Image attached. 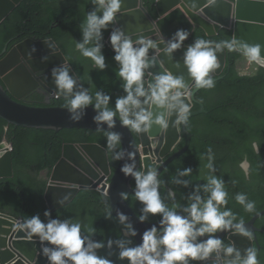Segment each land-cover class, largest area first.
Returning <instances> with one entry per match:
<instances>
[{
	"label": "clouds",
	"instance_id": "1",
	"mask_svg": "<svg viewBox=\"0 0 264 264\" xmlns=\"http://www.w3.org/2000/svg\"><path fill=\"white\" fill-rule=\"evenodd\" d=\"M216 1L207 0V4L213 5ZM223 1L228 3V6H225V10L232 11L235 21L237 10L241 13L243 12L242 1ZM246 1L251 2L255 0ZM122 2L123 0H90L91 5H93L92 10L87 12L86 18L81 25V40L75 43V49L80 55L89 58L93 62L94 68L103 72L108 67L103 51L105 47L103 33L108 29L110 24H115L109 33L106 45L113 53L112 59L118 65L116 76L121 82L120 87L124 94L116 97L114 108L109 107L112 101V96L109 93L103 90H97L94 96L90 93L89 87L85 86L70 58L55 39H27L19 43L12 50L7 48V53L0 57L5 59L19 45L28 40H34L47 44L49 49L46 47L41 57V61L46 62L51 54H58V52H55L54 45L48 42L53 41L55 43V47L59 48L69 61V64L61 63L53 66L51 69V77L56 89L52 92L53 94H49V91L42 84H39L31 94L27 95L19 103L35 108H65L69 113L68 119L72 122L83 120L87 115V109L92 108L95 113L92 116V121L96 125V128L86 129H96L97 132H103L106 137L107 146L95 141L68 143L78 145L100 143L105 146L109 150L112 171L110 174L106 173L93 157H87L93 168L100 172L101 176L96 178L79 166L91 178L88 180L92 186L82 188V184L71 182H67V185L70 187L79 186V193L84 189H95L107 198V183L118 165H115L114 160H124L125 162L121 165L120 170L126 177H132L129 184L134 193L127 194L122 192L121 199L125 200L130 206L127 202V195L134 194L135 200L141 205L139 215L130 206L131 209L137 215L139 222L151 223V226L146 228L142 233H139L131 222L129 215L117 209L115 218L122 226V235L116 239L109 237L105 241L104 239L98 240L94 238L96 234L95 227L82 226L81 222H74L71 217L65 219L52 218L51 212L47 209L44 211V217L47 218L46 221H42L38 213L24 219L0 211V217L2 216L1 214L14 216L17 218V229L25 231L29 239H39L42 244V255L47 258L48 264H115V261L110 258L113 254L114 246L115 250H118L117 259L121 261L127 260V264H192V262L193 264H201L200 262L206 261H213V264H259L256 247L261 248L258 239V233L261 232L253 233L254 238L258 242L257 246L255 247L254 244V247L246 248L243 252L229 241V235L234 233H238L249 239L253 237L251 230L244 224L248 220L244 221L243 218H239L238 220L237 215L232 209L227 207L228 192L225 188L224 179L215 175V157L211 147L208 148L206 153L207 164L205 167L209 171L206 183L193 186L192 191L186 197L188 201L186 205H181L177 201L176 191L173 188H168L166 193L163 196L161 195V188L166 185V182L160 178V168L164 160L182 148L183 145L181 147L180 145L183 144V140L179 131L180 128L182 129V126L191 135L192 140V133L187 130L189 119L206 112L203 104L198 101L197 97L202 91L212 89L217 82L224 80V73L228 67L230 56L233 53L240 54L241 56L235 67L239 77L253 78L258 70L264 69V55L261 54L262 46L237 41L234 39L233 27H221L215 19L206 14L205 10H202L201 14L203 25L195 23L193 25V32L191 33L187 29L178 28L171 37L166 39L157 28V25L143 32L132 30L125 33L123 29L117 27L118 22L116 20V15L121 11ZM259 2L264 3V0H259ZM156 3L157 0L153 5L157 14V17H154L145 6L143 0L144 7L157 23L162 16L156 7ZM193 10H195V4H193ZM213 16L215 17L214 14ZM204 26L210 27L215 34L209 35ZM198 29H201L208 38L219 37L221 35L220 30L232 32L233 37L230 40L221 41L197 38L190 43L194 39ZM148 31L154 32L150 36L138 35ZM133 37H136V39L134 40ZM161 44L164 46L160 47L159 45ZM181 48L185 49L182 57L183 65H180L179 61H176L175 64L173 63L167 67L161 59V53L172 60L173 54ZM32 51H35L34 46ZM223 51L226 52L225 66L220 74L218 71L221 70V63L218 54ZM159 65L163 69L162 72L154 73L151 71L152 68L156 69ZM70 66L78 76L71 71ZM0 80L2 81L1 77ZM194 90L197 93L194 96L193 102L201 110L203 109L204 112L190 116L191 113L198 112V110H195L197 106L191 101L196 92H193ZM35 92H39L46 97L48 106H34L23 102ZM62 98L65 99L64 107L52 105V101ZM116 118L119 120L121 126L127 127L138 139V168L135 154L128 149L120 147L122 142L121 133L112 131L117 123ZM170 124L173 128L177 129L178 140L171 146L166 156L160 157L161 162H158V156L154 154L157 147L156 137L152 138L150 136V151L149 147L144 146L143 142H141L140 134L149 133L153 125L159 126L161 131H166ZM104 125L107 127L105 128ZM170 133L172 134L173 132ZM165 142L166 137H164L160 151L164 147ZM1 143H5L14 153L15 145L12 142L5 140ZM190 145L185 153H187ZM252 147L256 154L260 153V145L258 143L254 141ZM85 154L87 155V153ZM147 158H151L152 163L144 169L143 160ZM57 164L53 166L47 191L52 184ZM240 167L245 172V176H248L251 163L245 160L240 164ZM262 168H264V162ZM262 171L264 176V169ZM192 172L193 168L191 166L178 168L175 175L170 177L169 182L173 185L188 188L191 181L185 179V177H190ZM132 180H134L135 186H133ZM254 189L255 187L253 186L252 191ZM64 199L66 197L59 199L57 202L62 206ZM168 201H171L170 205L167 203ZM235 201L243 207L244 211L252 215L264 211L263 209L259 212H253L255 210V201L249 200L246 193H237ZM48 205L50 207L49 202ZM51 211L54 210L51 209ZM156 216H159V220L157 222L154 221L155 223L151 222L150 217ZM104 218L112 220V210H107ZM263 218L264 216L256 221V228L264 230L262 226L258 225V222ZM228 231L231 232L227 233L223 239L216 235L217 233ZM137 235H140V242L134 244L133 238L137 237ZM105 248L109 250L107 255H99L98 250Z\"/></svg>",
	"mask_w": 264,
	"mask_h": 264
},
{
	"label": "trees",
	"instance_id": "2",
	"mask_svg": "<svg viewBox=\"0 0 264 264\" xmlns=\"http://www.w3.org/2000/svg\"><path fill=\"white\" fill-rule=\"evenodd\" d=\"M156 0H144L145 6L154 17H157L153 7ZM90 0H25L24 3L0 26V55L8 47L12 50L19 43L27 39H55L70 58L77 73L81 77L90 93L94 96L97 90H103L112 96L109 107L114 108L117 96L123 95L120 80L116 76L118 65L112 59L113 53L106 45L109 33L114 25H109L104 31L107 69L103 72L94 68L93 62L85 58L75 49V43L81 40V25L86 14L92 10ZM220 36L208 38L201 29L196 31L195 37L211 41L230 40L232 32L220 30ZM240 54L233 53L229 58L228 67L224 73V80L216 83L212 89L202 91L197 99L206 112L189 119L187 130L192 133L191 145L183 156L169 164L160 174L166 182L161 188L163 196L168 188L176 191V199L181 205L188 203L186 197L196 184L206 183L209 175L206 153L209 147L214 154L215 175L225 181L228 192V208L244 221L252 214L244 211L236 203L237 193H246L249 200L255 201V210L264 209L263 171L264 162V69L256 72L253 78H241L235 67L240 60ZM3 58L0 57V61ZM23 102L46 107V97L35 92ZM65 99L52 101L53 106H63ZM195 107V110H198ZM8 140L15 145L14 159L16 176L0 179V211L27 219L31 215L39 214L42 221H46L44 211L51 212L52 218L65 219L71 217L74 222H81L82 226L95 227V239L122 235V226L115 217L107 220L104 215L110 210V203L95 189L82 190L77 198L58 211H51L46 200V192L53 166L63 156L64 145L68 142H100L107 146L103 132L96 129L65 128H32L10 123L0 116V143ZM260 145V153L256 154L252 144ZM183 144L180 145V147ZM122 148V144L120 145ZM113 155V153L111 152ZM203 157V158H202ZM251 163L250 173L240 167L243 161ZM119 161H115V165ZM191 166L193 172L188 188L171 184L170 177L174 176L178 168ZM135 186L134 180H132ZM255 189L252 191L253 186ZM127 202L139 215L140 203L135 196L127 195ZM169 205L171 201H168ZM251 212V213H253ZM159 220V216L150 217V221ZM264 228V218L258 222ZM83 232V227H82ZM35 237V236H34ZM38 238V237H36ZM261 248L258 251L259 264H264V234L258 233ZM134 243V240H133ZM135 244V243H134ZM108 249L98 250L99 255H107ZM118 250H113L110 257L115 264H127V260L117 259ZM193 264V262H192Z\"/></svg>",
	"mask_w": 264,
	"mask_h": 264
},
{
	"label": "water",
	"instance_id": "3",
	"mask_svg": "<svg viewBox=\"0 0 264 264\" xmlns=\"http://www.w3.org/2000/svg\"><path fill=\"white\" fill-rule=\"evenodd\" d=\"M24 1L25 0H0V25L9 18ZM241 1L243 4V12L241 13L237 10L234 21L232 11L225 10V6H228V3L223 0H217L213 5H208L207 0H157L156 7L162 17L156 23L154 18L144 7L143 0H123L121 11L116 15V20L118 22L117 27L123 29L125 33H128L132 30L135 32H143L157 25V28L162 32L164 38L167 39L171 37L178 28L187 29L189 33H191L193 32V25L195 23L203 25L201 14L202 10H205L206 14L212 19H215L221 27H233L234 39L237 41L246 42L250 45H261V54L264 55V3L259 2V0L251 2L246 0ZM193 4H195V10H193ZM204 28L209 35L215 34L210 27L204 26ZM153 32L154 31H148L138 35L150 36ZM136 37H133V39L135 40ZM48 43L54 45L55 52H58V54H51L46 62H42L41 57L43 56V50L47 47V44L34 40H28L19 45L0 62V77L3 81L2 83L0 80V116L11 123L24 126L55 128L58 130L65 127L96 128V125L92 121V116L95 114L92 108L87 109V115L83 120L80 122H72L68 119L69 113L65 108H35L19 103V101L31 94L39 84H42L43 87L49 91V94H53L52 92H54L56 88L51 77V69L53 66L61 63L69 64L68 59L61 53L60 49L55 47V43L53 41H49ZM33 46L35 47L34 52L32 51ZM159 46L163 47L164 45L161 44ZM7 48L0 56L7 53ZM184 51V48L177 50L173 54L172 60L161 53V59L167 67L173 63L175 64L176 61H179L180 65H183L182 57ZM225 53L226 52L223 51L218 54L221 63V70L218 71L220 74L225 66ZM70 68L71 71L78 76L71 66ZM151 71L159 73L162 72L163 69L159 65L156 69L152 68ZM195 91L196 90L193 92ZM196 93L197 91L194 93L193 100L191 98V101L199 108V106L193 102ZM202 112H204V110L199 108L198 112H193L190 116ZM173 119H175V117H173ZM104 127L106 128L107 126L104 125ZM112 131L121 133L122 149H128L135 154L138 168L137 150L139 148V142L137 137L127 127L121 126L118 119ZM179 131L182 135L183 146L180 150L162 162L160 174L170 162L184 154L190 145L191 135L185 131L183 126ZM170 132L173 133L171 134ZM150 136H152V138L156 137L157 147L154 154L158 156V162H161L160 157L166 156L171 146L178 140L177 129L173 128L171 124L166 131H161L159 126L153 125L149 133L140 134L141 142H143L144 146H148L151 151ZM164 137H166V142L160 151ZM85 153H87V155ZM87 157H93L96 163L105 170L106 173H111L110 154L105 146L100 143H84L82 145L75 143L66 144L64 156L55 168L53 181L46 195L52 210H58L64 205L72 202L79 193V186L70 187L67 185V182L82 184V188L92 186L88 180L91 178L81 170L79 166L96 178L101 176L100 172L93 168ZM124 162V160L119 161L115 172L111 175L107 183V198L110 203V210H112L113 217H115L117 209L128 214L134 227L139 233H142L146 228L151 226V223L139 222L137 220V215L133 212L131 207L125 200L121 199L122 192L127 194L134 193L129 184L132 177H126L120 170ZM150 163H152L151 158L143 160L144 169ZM15 174L14 153L5 143H1L0 179L14 177ZM261 174L263 176V173ZM65 197L66 199H64L63 205L61 206L57 201ZM1 215L0 264H48L47 258L42 255V244L39 239H29L25 231L17 229V218L14 216ZM263 216L264 211L252 215L248 222L244 223L245 226L251 230L252 239L234 233L228 237L231 244L241 250V252L246 248L254 247V244L256 247L258 242L257 239L254 238L253 233H264V230L256 228L255 223ZM229 232L231 231L217 233L216 235L223 239ZM133 240L134 243H139L140 235H137ZM200 263L213 264V261Z\"/></svg>",
	"mask_w": 264,
	"mask_h": 264
}]
</instances>
